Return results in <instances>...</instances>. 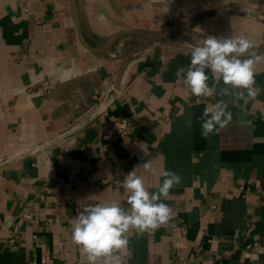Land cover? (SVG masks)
Wrapping results in <instances>:
<instances>
[{
  "label": "crops",
  "instance_id": "0c3cea01",
  "mask_svg": "<svg viewBox=\"0 0 264 264\" xmlns=\"http://www.w3.org/2000/svg\"><path fill=\"white\" fill-rule=\"evenodd\" d=\"M208 35L264 54V0H0V264H85L74 218L129 209L137 167L150 192L164 170L181 183L166 223L129 232L124 264H264V59L254 98L196 97L176 72ZM220 100L232 121L206 139ZM116 119L129 134L104 136Z\"/></svg>",
  "mask_w": 264,
  "mask_h": 264
},
{
  "label": "clouds",
  "instance_id": "9594fccd",
  "mask_svg": "<svg viewBox=\"0 0 264 264\" xmlns=\"http://www.w3.org/2000/svg\"><path fill=\"white\" fill-rule=\"evenodd\" d=\"M253 48V42L245 36L208 35L192 47L189 65L179 68L176 76L196 97L223 96L230 94V90H246L247 95L245 91H238L235 95L247 101L256 95L254 65L264 59V54L253 53L249 57ZM208 73L214 81L211 86ZM221 82L225 87L217 93L216 85ZM227 109L228 104L223 100L204 109L201 124L204 138H209L232 121V113ZM141 166L146 170L152 168L148 162ZM137 168L126 173L122 182L129 209L118 201L97 203L84 207L74 218L71 240L80 248L85 264H124L119 253L128 248L130 231L142 234L155 230L171 218L172 209L163 201L170 190L181 183V177L171 170L161 171L162 183L156 192H150L144 179L137 174Z\"/></svg>",
  "mask_w": 264,
  "mask_h": 264
},
{
  "label": "built area",
  "instance_id": "2783aa9c",
  "mask_svg": "<svg viewBox=\"0 0 264 264\" xmlns=\"http://www.w3.org/2000/svg\"><path fill=\"white\" fill-rule=\"evenodd\" d=\"M129 132L130 124L124 119H116L102 128L103 135L109 138L126 136Z\"/></svg>",
  "mask_w": 264,
  "mask_h": 264
},
{
  "label": "rangeland",
  "instance_id": "374dc122",
  "mask_svg": "<svg viewBox=\"0 0 264 264\" xmlns=\"http://www.w3.org/2000/svg\"><path fill=\"white\" fill-rule=\"evenodd\" d=\"M212 2L213 1H218V2H220V1H222V2H224V1H227V0H211ZM229 1V0H228Z\"/></svg>",
  "mask_w": 264,
  "mask_h": 264
},
{
  "label": "bare ground",
  "instance_id": "6f19581e",
  "mask_svg": "<svg viewBox=\"0 0 264 264\" xmlns=\"http://www.w3.org/2000/svg\"><path fill=\"white\" fill-rule=\"evenodd\" d=\"M179 44V43H178Z\"/></svg>",
  "mask_w": 264,
  "mask_h": 264
}]
</instances>
